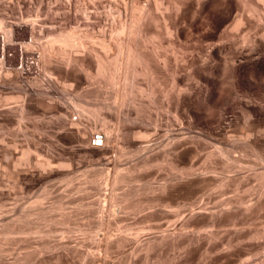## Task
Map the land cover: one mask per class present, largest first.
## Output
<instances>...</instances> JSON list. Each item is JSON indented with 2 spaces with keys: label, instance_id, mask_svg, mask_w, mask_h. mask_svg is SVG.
<instances>
[{
  "label": "rangeland",
  "instance_id": "rangeland-1",
  "mask_svg": "<svg viewBox=\"0 0 264 264\" xmlns=\"http://www.w3.org/2000/svg\"><path fill=\"white\" fill-rule=\"evenodd\" d=\"M10 27L0 264H264V236L253 235L264 230V0H0V45ZM68 32L85 48L51 43ZM120 46L142 60L119 56L110 82ZM95 57L109 69L102 81ZM104 130V148L88 144ZM43 191L41 208H23Z\"/></svg>",
  "mask_w": 264,
  "mask_h": 264
},
{
  "label": "bare ground",
  "instance_id": "bare-ground-1",
  "mask_svg": "<svg viewBox=\"0 0 264 264\" xmlns=\"http://www.w3.org/2000/svg\"><path fill=\"white\" fill-rule=\"evenodd\" d=\"M146 2H147V1H146ZM144 3H145V2H144ZM155 3H156V2H155ZM146 4H147V3H146ZM29 18H30V17H29ZM28 20H30V19H28ZM28 20H27V21H28ZM31 21H33V20H31ZM32 23H34V22H32ZM133 23H134V22H133ZM25 24H26V22H25ZM10 28H11V29H10ZM10 28H9V30H7L5 33H3V34H6V36H7L6 39H5V36H4V37L1 36V37H3V39H2V44H1L2 46L0 45V57H2V59H0V69H2V68L5 66V64H3V59H4V52H3V51H4L5 40H7V38H10V41H13V39H12V27H10ZM13 28H14V27H13ZM26 28H27V27H26ZM122 29H123V28H122ZM122 29H121V30H122ZM125 29H126V28H125ZM3 31H4V30H3ZM123 31H124V30H123ZM1 32H2V29H1ZM72 32H73V31H70V33H72ZM13 33H14V32H13ZM70 33L68 32V33H65V34H59L58 36L53 37L54 39H52V37H51L52 40H50V41H51V43H54V44H55V43L57 44V42H58L59 45L61 44V45L63 46L62 48H63V50H64V46H66V47H67V46H71V45L73 46V45H75V44L77 43V41H75V40H74V41L76 42L75 44H73L74 42H72V41H73V38H76L77 35H76V37H73V35H71ZM73 33H74V32H73ZM122 33H123V32H122ZM1 34H2V33H1ZM74 36H75V35H74ZM71 37H72V38H71ZM86 38H87V37H86ZM31 41H32V40H31ZM50 41H48V42H49L48 44H50V46H51ZM52 41H53V42H52ZM54 41H55V42H54ZM78 41H79V40H78ZM7 42H8V41H7ZM8 43L10 44V42H8ZM27 44H28V43H27ZM54 44H53V45H54ZM56 44H55V45H56ZM79 44H81V41L79 42ZM79 44H76V46H77V45L80 46L81 49H84V48H85V47H84L85 45L83 46V43H82V45H79ZM18 45H20V44H18ZM23 45H25V44H23ZM28 45H29V44H28ZM28 45H27V47H28ZM46 45H47V44H46ZM59 45L57 44L56 46L59 47ZM120 45H121V44H120ZM21 46H22V45H21ZM25 46H26V45H25ZM29 46H30V45H29ZM48 46H49V45H48ZM82 46H83V48H82ZM89 46H90V45H89ZM118 46H119V45H118ZM45 47H46V46H45ZM45 47H44V50H45ZM52 47H53V46L48 47V49H49V48L53 49L55 46H54L53 48H52ZM60 47H61V46H60ZM87 47H88V45H87ZM19 48H20V47H19ZM40 48H41V47H40ZM42 48H43V47H42ZM120 48H121V46H120ZM120 48L118 47V51H117L118 53L116 52L117 54H116V56H115L114 58H112L111 60H110V58H109V61H110V62L112 61L111 66H113V68H112L111 71L108 69V67L106 68V65H105L106 62L104 63L105 60H102V59H103L102 57H101L102 59H101L100 57H95V58H96V59H94L95 61L92 60V61H94L95 65H96V70H97V72L95 73V75H97V74L100 75V76H101V75H104V72H106V70H109V75H107L108 78H106V79H107V80H110V82H111V81L114 82L115 77H116V76L118 77V75H117L118 73L116 74V71H118V70L120 69V67H121V66H120V67L118 68V70H117L118 65L121 63V62H118V61L120 60V59H119V56H122V54L124 55V57H123V59H122V57H121V59L124 60V63H125V64H128V65H129L130 62H131V63H132V62L135 63V61L138 62V60H139L138 57H140L141 55H138V56L134 55V54H135V53H133L134 51L132 52L130 48H127V50L125 49V52L122 53V48H121V49H120ZM27 49H29V48H27ZM46 49H47V47H46ZM48 49H47V50H48ZM51 49H50V50H51ZM56 49H57V48H56ZM77 49H79V47H78ZM77 49H76V50H77ZM90 49H91V48H90ZM37 50H38V49H37ZM50 50H49V52H50ZM59 50H61V49H59ZM63 50H62V52H64ZM67 50H68V48H67ZM70 50H73V48H71ZM1 51H2V52H1ZM16 51H17V50H16ZM23 51H24V50H23ZM26 51H27V50H26ZM26 51H25V52H26ZM32 51H33V50H32ZM77 51H78V50H77ZM79 51H80V50H79ZM83 51H85V50H83ZM83 51H82V52H83ZM123 51H124V50H123ZM17 52H18V51H17ZM30 52H31V51H30ZM37 52H38V51H37ZM47 52H48V51H47ZM47 52L44 51V53H46V54H47ZM53 52H54V49H53ZM57 52H58V51H57ZM89 52H90V50H89ZM89 52H88V53H89ZM96 52H97V51H96ZM28 53H29V52H28ZM40 53H41V52H40ZM51 53H52V52H51ZM55 53H56V51H55ZM77 53H79V52H77ZM77 53H76L75 56L73 55L72 58H73V57H77ZM41 54H43V53H41ZM57 54H59V53H57ZM57 54H56V55H57ZM73 54H75V53H73ZM79 54H81V53H79ZM79 54H78V55H79ZM90 54H91V52H90ZM136 54H137V53H136ZM27 55H28V54H27ZM48 55H49V54H48ZM93 55L96 56V54H94V53H93ZM114 55H115V54H114ZM52 56H53V55H52ZM70 56H71V55H70ZM80 57H81V56H80ZM90 57H91V56H90ZM141 57H142V56H141ZM141 57H140V58H141ZM37 58H38V57H37ZM44 58H45V56H44ZM62 58H63V57H62ZM62 58H61V59H62ZM70 58H71V57H69V58H67V59L64 58V60L62 59V61H64V63H65V62L68 63L70 60L73 62V59H70ZM107 58H108V57H107ZM46 59H47V58H46ZM75 59H76V58H75ZM48 60H49V59H48ZM122 60H121V61H122ZM141 60H142V59H140L139 61H141ZM56 61H57V60H56ZM59 61H60V59H59ZM80 61H81V60H80ZM106 61H107V60H106ZM110 62H109V63H110ZM137 62H136V63H137ZM5 63H6V62H5ZM7 63H8V62H7ZM18 63H20V62H18ZM21 63H22V62H21ZM44 63H45V61H44ZM58 63L61 64L62 62H58ZM66 63H65V64H66ZM133 63H132V65H133ZM139 63H140V62H139ZM46 64H47V62H46ZM60 64H59V65H60ZM76 64H77V63H75V65H76ZM3 65H4V66H3ZM62 65H63V64H62ZM67 65H69V64H67ZM67 65H66V67H67ZM71 65H73V64H71ZM71 65H70V66H71ZM75 65H74V66H75ZM107 65H108V64H107ZM109 65H110V64H109ZM120 65H121V64H120ZM128 65H126V67H128ZM130 65H131V64H130ZM130 65H129V66H130ZM6 66H7V65H6ZM12 66H13V65H12ZM64 66H65V65H64ZM80 66H81V65H80ZM46 67H47V66H46ZM60 67H61V66H60ZM62 67H63V66H62ZM109 67H110V66H109ZM5 68H6V67H5ZM67 68H68V67H67ZM73 68H74V67H73ZM80 68H81V67H80ZM110 68H111V67H110ZM21 69H22V68H21ZM57 69H58V68H57ZM64 69H65V67H64ZM70 69H71V68H70ZM5 70H6V69H5ZM7 70L9 71V70H11V69H7ZM12 70H13V69H12ZM14 70H15V69H14ZM18 70H19V69H18ZM18 70H17V71H18ZM78 70H80V69H78ZM128 70H129V67H128ZM128 70H126V71L128 72ZM145 70H146V69H145ZM2 71H3V70H2ZM37 71H38V70H37ZM40 71H41V70H40ZM50 71H52V70H50ZM50 71H49V72H50ZM80 71H81V70H80ZM119 71H120V70H119ZM129 71H130V70H129ZM131 71H132V70H131ZM133 71H134V70H133ZM151 71H152V70H151ZM0 72H1V71H0ZM6 72H7V71H6ZM77 72H78V71H77ZM81 72H82V71H81ZM142 72H143V71H142ZM144 72H145V71H144ZM4 73H5V72H4ZM62 73H63V71H62ZM79 73H80V72H79ZM86 73H87V72H86ZM128 73H130V72H128ZM134 73H135V71H134ZM151 73H152V72H151ZM7 74H9V73H7ZM7 74H6V75H7ZM13 74H14V73H13ZM17 74H18V73H17ZM26 74H27V73H26ZM80 74H81V73H80ZM105 74H107V73H105ZM47 75H49V74H47ZM115 75H116V76H115ZM127 75H130V74H127ZM133 75H135V74H133ZM145 75H146V74H145ZM84 76H85V75H84ZM86 76H87V75H86ZM104 76H105V75H104ZM104 76H103V77H104ZM131 76H132V75H131ZM131 76H130V77H131ZM4 77H5V76H4ZM7 77H8V76H7ZM9 77H10V76H9ZM15 77H16V76H15ZM23 77H24V76H23ZM69 77H70V76H69ZM90 77H91V76H90ZM101 77H102V76H101ZM103 77H102L101 79H100V77H99V79L102 81ZM21 78H22V77H21ZM49 78L51 79V76H50ZM52 78H53V76H52ZM87 78H88V77H87ZM92 78H93V77H92ZM95 78L98 79V77H95ZM125 78L127 79V78H129V77H128V76H127V77L125 76ZM5 79H6V78H5ZM17 79H18V78H17ZM88 79H89V78H88ZM126 79H125V80H126ZM1 80H2V79H1ZM8 80L10 81V79H8ZM32 80H33V78H32ZM37 80H38V79H37ZM48 80H49V79H48ZM48 80H47V81H48ZM86 80H87V79H86ZM116 80H117V79H116ZM116 80H115V81H116ZM119 80H120V79H119ZM125 80H124V81H125ZM34 81H36V80H34ZM51 81H52V80H50V82H51ZM57 81H58V80H57ZM57 81H55V82H57ZM59 81H60V80H59ZM65 81H66V78H65ZM128 81H129V80H128ZM50 82H49V83H50ZM113 82H112V83H113ZM3 83H4V82H3ZM34 83H36V82H34ZM55 84H56V83H55ZM61 84H62V83H61ZM115 84H116V82H115ZM115 84H114V85H115ZM70 85H71V84H70ZM58 86H59V85H58ZM28 88L32 89V87H28ZM66 88H67V87H66ZM61 89H62V88H61ZM17 90H18V89H17ZM24 90H25V89H24ZM30 92H33V91L30 90ZM30 92H29V93H30ZM63 92H64V91H63ZM18 93H19V92H18ZM23 93H24V92H23ZM23 93H22V95H23ZM61 93H62V91H61ZM62 94H63V93H62ZM66 94H67V93H66ZM77 94H78V93H77ZM17 95H18V94H17ZM24 95H26V93H25ZM26 96H27V95H26ZM76 96H77V95H76ZM20 97H21V96H20ZM62 97H64V96H62ZM65 97H66V96H65ZM79 97H80V96H79ZM79 97H75V98H79ZM123 97H124V96H123ZM5 98H6L5 100H7V99L9 100V99H10V101H11L12 99H16V100H17L18 97H15V96H11V97H10V96H9L8 98H7V97H5ZM22 98H23V97H21V100H22ZM67 98H68V97H67ZM121 98H122V97H121ZM19 99H20V98H19ZM125 99H126V96H125ZM125 99H124V100H125ZM16 100H15V101H16ZM21 100H18V101L21 102ZM59 100H60V99H59ZM78 100H79V99H78ZM12 101H13V100H12ZM18 101H17V102H18ZM60 101H61V100H60ZM60 101H59V102H60ZM79 101H80V100H79ZM6 102L9 103V101H6ZM67 102H68V101H67ZM69 102L74 103L75 101L73 102L72 100H71V101L69 100ZM114 102H115V101H114ZM116 102H117V101H116ZM122 102H123V101H122ZM13 103H14V102H13ZM61 103H62V102H61ZM78 103H79V102H78ZM119 103H120V101H119ZM9 104H10V103H9ZM75 104L78 106L77 102H76ZM75 104H74V105H75ZM16 105H17V104H15V105H13V106H16ZM18 105H19V104H18ZM18 105H17V106H18ZM21 105H22V104H21ZM57 105H59V104H57ZM72 105H73V104H72ZM76 105H75V106H76ZM79 105H80V104H79ZM114 105H115V104H114ZM13 106H12V107H13ZM17 106H16V107H17ZM104 106H106V105H104ZM115 106H116V105H115ZM119 106H121V105H119ZM123 106H124V104H123ZM7 107H8V106H7ZM62 107H63V106H62ZM87 107H88V106H86V108H87ZM10 108H11V107H10ZM19 108H22V107L19 106ZM75 108H76V107H75ZM81 108H82V111H84V112L87 111L86 113H88V114L91 115V116H92V115H95V113H97V112H96L97 109L95 110V108H92V109H89V108L84 109V108H85V104H84V106H83V104H82V105L80 106V109H81ZM98 108H99V107H98ZM102 108H103V107H102ZM104 108H105V107H104ZM107 108H108V107H107ZM122 108H123V107H122ZM13 109H14V107H13ZM67 109H68V108H67ZM67 109H66V110H67ZM73 109H74V108H73ZM76 109H77V108H76ZM80 109H79V107H78V110H80ZM69 110H70V109H69ZM74 110H75V109H74ZM78 110H76V111H78ZM98 110H101V109H98ZM98 110H97V111H98ZM116 110H117V108H116ZM116 110H115V111H116ZM76 111H75V112H76ZM61 112H62V111H61ZM72 112H73V111H72ZM72 112H71V113H72ZM66 113H67V111H66ZM80 113H81V112H80ZM86 113H85V115H86ZM60 115L63 116V114H59V116H60ZM66 115H67V114H66ZM76 115H77V114H76ZM83 115H84V114H83ZM62 116H61V117H62ZM95 116H96V115H95ZM63 117H64V116H63ZM74 117H75V116H74ZM92 117H93V116H92ZM64 119H65V118H64ZM75 119H76L75 122H74L73 120L71 121V120L69 119V121H71L70 125H73V127H74V125L77 124L76 122H79V121H78V118H75ZM80 120H81V119H80ZM65 121H66V120H65ZM64 124H65V123H64ZM68 125H69V124H68ZM76 126H77V125H76ZM68 127H69V126H68ZM78 127H79V126H78ZM78 127H77V128H78ZM74 128H75V127H74ZM77 131H78V130H77ZM81 131H82V130H81ZM81 131H79V132L82 133ZM91 131H92V130H91ZM104 131H105V130H104ZM97 132H98V131H97ZM99 132H100V131H99ZM99 132H98V133H94V134H99V135H101V137H102V141H101L102 143H101V146H103L104 143L106 142L107 137L109 136V132H108L107 130H106L104 133H101V132L99 133ZM76 133H77V132H76ZM80 133H78V134L80 135ZM140 133H141V132H140ZM79 135H78V136H79ZM76 136H77V135H76ZM142 136H143V135H142ZM80 137L82 138L83 135L81 134ZM90 137H91V136H90ZM90 137H89L88 140H86V141L88 142L89 145H91V139H90ZM145 137H146V136H145ZM92 138H93V136H92ZM144 139L146 140V138H144ZM135 140H136V139H135ZM141 140H142V139H141ZM145 140H144V141H145ZM80 141H81V140H80ZM147 141H148V140H147ZM108 142H109V141H108ZM133 142H134V140H133ZM134 143H135V142H134ZM136 144H137V143H136ZM140 144H141V143H140ZM142 144H143V143H142ZM147 144H148V143H147ZM101 146H99V147H95V148H100ZM92 147H93V146H92ZM142 147H143V146H142ZM142 147H141V148H142ZM101 148H104V147H101ZM141 148H140V149H141ZM107 150H108V149H107ZM11 155H12V154H11ZM16 158H17V157H16ZM19 159H20V158H19ZM40 163H41V162H40ZM40 163H39V164H40ZM27 164H28V163H27ZM41 165H42V164H41ZM41 165H39V167H41ZM44 165H45V164H44ZM40 169H41V168H40ZM39 174H40V173H39ZM40 175H41V174H40ZM45 177H46V176H45ZM39 179H40V178H39ZM40 180H41V179H40ZM68 180H69V179H68ZM68 180H67V182H68ZM114 181H116V179H115ZM114 181H113V182H114ZM45 191H46V190H45ZM45 191H43V192H45ZM48 191H49V190H48ZM13 192H14V191H13ZM49 192H50V191H49ZM61 193H62V192H61ZM14 194H15V193H14ZM65 194H66V193H65ZM87 194H88V193H87ZM47 195H48V193L45 192L42 196L40 195V196H41L40 198H37V197H38V196H37L36 199H34L33 201H30V203H28V206H23V208H24V207H25V208H27V207H30V208H31V207H33V206H35L34 208H38V207L41 208V204H43V203H42V202H43L42 200H43ZM62 195H64V192H63ZM62 195H61V196H62ZM83 195H84V194H83ZM83 195H82V196L80 195V196L83 197ZM85 195H86V194H85ZM94 195H95V194H94ZM115 195H116V194H115ZM115 195H112L111 201L109 200L110 197H109V199L107 198L108 201L111 202V203H109L110 206L113 205V204L118 203L117 196H115ZM50 196H51V195H50ZM58 196H59V195H58ZM65 196H67V195H65ZM90 196H91V195H90ZM104 196H106V195H104ZM104 196H103V197H104ZM110 196H111V195H110ZM13 197H15V195H14ZM13 197H12V199L14 200ZM23 197H24V196H23ZM87 197H88V196H87ZM91 197H92V196H91ZM97 197H98V194H97ZM20 198H21V197H20ZM46 198H48V196H47ZM105 198H106V197H105ZM7 199H8V198H7ZM16 199H19V198H16ZM21 199H22V198H21ZM32 199H33V198H32ZM96 199H97V198H96ZM99 199H100V198H99ZM101 199H102V198H101ZM27 200H28V199H27ZM44 200H45V199H44ZM60 200H61V199H60ZM82 200H83V199H82ZM19 201H22V200H19ZM58 201H59V200H58ZM58 201H56V202L54 201V203H52V204L54 205L52 209H53V210H56L57 212L59 211V213L61 212V214H63V211H65V210H64V207H63V204H62L61 202H58ZM79 201H80V200H79ZM91 201H92V200H91ZM94 201H95V200H94ZM98 201H99V200L97 199V202H98ZM100 201H101V200H100ZM106 201H107V200H106ZM106 201L104 200L103 202L106 204ZM9 202H10V201H9ZM14 202H15V200H14ZM83 202H84V201H82V203H83ZM101 202H102V201H101ZM18 203H19V202H18ZM23 203H24V201H23ZM23 203H22V204H23ZM64 203H65V202H64ZM68 203H69V202H68ZM79 203H81V202H79ZM82 203L79 204V205H77V206L74 205L73 207H74V208L77 207L78 209L85 208V209H87V210L90 209V208H91L92 210L94 209V208H93L94 206H93V207H89V206L84 207L85 204L82 205ZM84 203H86V202H84ZM88 203H89V202H88ZM88 203H86V204H88ZM98 203H100V202H98ZM104 203H103V204H104ZM1 204H2V203H1ZM7 204H8V202H7ZM9 204H10V203H9ZM11 204H12V202H11ZM14 204H15V203H14ZM20 204H21V202H20ZM24 204H25V203H24ZM71 204H72V203H71ZM75 204H76V203H75ZM77 204H78V203H77ZM92 204H93V203H92ZM105 204L103 205L104 207H105ZM118 204H119V203H118ZM2 205H3V204H2ZM15 205L17 206L18 204L16 203ZM25 205H27V204H25ZM43 205H44V204H43ZM43 205H42V207H43ZM65 205H66V204H65ZM100 205H101V204H100ZM100 205H99V207H100ZM107 205H108V204H106V206H107ZM9 206H10V205H9ZM11 206H12V205H11ZM36 206H38V207H36ZM114 206H115V205H114ZM116 206H117V205H116ZM1 207H2V206H1ZM19 207H20V206H19ZM97 207H98V206H97ZM97 207H95V208H97ZM99 207L97 208V212H98V213H100V212H101V213H102V212L104 213V211H102V210L105 209V208L103 207V209H101L102 205H101L100 208H99ZM112 207H113V206H112ZM118 207H119V206H118ZM118 207H116V208H118ZM250 207H251V206L249 205V206H246L244 209H245V210H248V209H250ZM3 208H4V207H3ZM10 208L13 209V207H10ZM10 208H9V209H10ZM20 208H21V207H20ZM34 208H33V209H34ZM40 208H39V209H40ZM66 208H67V207H66ZM120 208H122V207H119L118 209H120ZM253 208H254V207H253ZM253 208L251 207V209H253ZM4 209H6V208H4ZM7 209H8V207H7ZM7 209H6V210H7ZM33 209H32L31 211H33ZM42 209H43V208H42ZM72 209H73V208H72ZM14 210H15V209H14ZM23 210H24V209H23ZM40 210H41V209H40ZM49 210L51 211V209H49ZM49 210H48V211H49ZM74 210H75V209H74ZM115 210H116V209H115ZM21 211H22V210H21ZM27 211H28V210H27ZM44 211H45V210H44ZM88 211H89V210H88ZM88 211H87V212H88ZM113 211H114V210H113ZM248 211H249V210H248ZM6 212H7V211H6ZM14 212H15V211H14ZM24 212H25V211H24ZM34 212H35V211H34ZM39 212H40V211H39ZM41 212H42V211H41ZM51 212H52V211H51ZM76 212H77V211H76ZM80 212H81V210H80ZM80 212H79V213H80ZM83 212H84V210H83ZM89 212H90V211H89ZM111 212H112V209H111ZM8 213H9V212H8ZM22 213H23V212H22ZM31 213H32V212H31ZM44 213H45V212H44ZM65 213H66V212H65ZM81 213H82V212H81ZM98 213H97V215H98ZM113 213H115V212H113ZM6 214H7V213H5V215H6ZM15 214H16V213H15ZM36 214H37V213H36ZM39 214H40V213H38V215H39ZM88 214H89V213H88ZM92 214H93V213H92ZM94 214H95V212H94ZM0 215H1V214H0ZM2 215H4V212H3ZM2 215H1V216H2ZM5 215H4V217H5ZM7 215H8V214H7ZM10 215H11V213H10ZM10 215H9V216H10ZM41 215L43 216L42 213H41ZM67 215H68V214H67ZM67 215L64 214V216H67ZM107 215H108V214H107ZM113 215H114V214H113ZM1 216H0V217H1ZM30 216H31V214H30L29 212H27L26 214L23 215L22 218L27 219V217L30 218ZM62 216H63V215H62ZM91 216H92V215H91ZM98 216H100V215H98ZM98 216L95 215V217H98ZM100 217H101V216H100ZM103 217H104V216H103ZM103 217H102V218H103ZM18 218H19V217H18ZM18 218H17V219H18ZM63 218H64V217H63ZM98 218H99V217H98ZM19 219H21V218H19ZM64 219H65V218H64ZM69 219H70V218H69ZM107 219H108V218H107ZM62 220H63V219H62ZM66 220H67V218H66ZM19 221H20V220H19ZM60 221H61V220H60ZM67 221H68V220H67ZM101 221H102V220H101ZM103 221H104V220H103ZM64 222H65V220H64ZM12 233H13L12 230H11V231H7V232H6V235H9V236H10V234H12ZM4 235H5V234H4ZM253 235L256 236V237L264 236V230L262 229L261 231H255V233H254ZM9 236H8V237H9ZM6 237H7V236H6ZM6 237H5V238H6ZM8 237H7V238H8ZM124 239H125V238H124ZM122 240H123V239H122ZM117 241H118V240H116L115 242H117ZM112 242H114V241L112 240ZM118 242H119V241H118ZM56 243H57V242H56ZM60 243H61V242H60ZM63 243H64V242H63ZM65 243H66V242H65ZM104 243H105V241H104ZM104 243H103V244H104ZM146 243H147V242H146ZM48 244H49V243H48ZM58 244H59V243H58ZM61 244H62V243H61ZM61 244H60V245H61ZM100 244L102 245V243H100ZM108 244H109V242H108ZM111 244H112V243H111ZM148 244H149V243H148ZM148 244H147V245H148ZM55 245H56V244H54V246H51V247L53 248V247H55ZM63 245L65 246L66 244H63ZM63 245H61V246H63ZM67 245H68V244H67ZM113 245H114V243H113ZM116 245H117V243H116ZM145 245H146V244H145ZM49 246H50V245H49ZM49 246L46 244V246H44V247L50 249ZM56 246H57V245H56ZM109 246H110V245H107V244H106V246H105V251H108V250H109V249H108V248H110ZM118 246H119V245H118ZM93 247H95V246H93ZM148 247H149V246H148ZM52 248H51V249H52ZM55 248H56V247H55ZM55 248H53V249H55ZM90 248H91V247H90ZM111 248H112V247H111ZM63 249H65V248H63ZM67 249H68V248H67ZM93 249H95V248H93ZM102 249H103V248H102ZM36 250H37V249H35L34 251H36ZM86 251H87V250H86ZM89 251H90V250H89ZM89 251H87L88 254H90L92 250L90 251V253H89ZM93 251H95V250H93ZM96 251H97V250H96ZM100 251H101V250H100ZM109 251H110V250H109ZM4 252H5V250L2 249L1 246H0V256L2 255V257H3V255H4L3 253H4ZM36 252H37V251H36ZM97 252H98V251H97ZM84 253H85V252H84ZM93 253H94V252H93ZM91 254H92V253H91ZM81 255H82V253H81ZM81 255H80V256H81ZM86 255H87V254H86ZM92 255H93V254H92ZM98 255L100 256V253H99ZM25 256H26V255H25ZM83 256H84V255H83ZM94 256H95V255H94ZM94 256H93V257H94ZM17 258H20V257H17ZM17 258H16V259H17ZM3 259H4V257H3ZM3 259H2V261H3ZM16 259H15V260H16ZM21 259H22V258H21ZM98 259H99V258H98ZM15 260H14V261H15ZM0 261H1V260H0ZM18 261H20V260H17V262H18ZM0 263H1V262H0ZM2 264H3V263H2ZM12 264H18V263H12ZM142 264H149V263H148V261L145 259V261H144Z\"/></svg>",
  "mask_w": 264,
  "mask_h": 264
},
{
  "label": "built area",
  "instance_id": "built-area-1",
  "mask_svg": "<svg viewBox=\"0 0 264 264\" xmlns=\"http://www.w3.org/2000/svg\"><path fill=\"white\" fill-rule=\"evenodd\" d=\"M92 136H93V138H92ZM90 139H91V146H93V147H99V146H101V141H102V137H101V135H99V134H92L91 135V137H90Z\"/></svg>",
  "mask_w": 264,
  "mask_h": 264
}]
</instances>
